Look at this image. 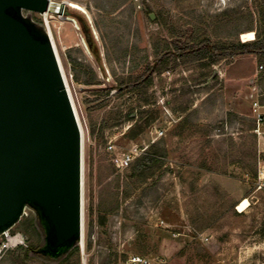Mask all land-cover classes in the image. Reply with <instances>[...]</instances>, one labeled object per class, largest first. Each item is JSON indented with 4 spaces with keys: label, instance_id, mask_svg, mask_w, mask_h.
Listing matches in <instances>:
<instances>
[{
    "label": "rangeland",
    "instance_id": "obj_1",
    "mask_svg": "<svg viewBox=\"0 0 264 264\" xmlns=\"http://www.w3.org/2000/svg\"><path fill=\"white\" fill-rule=\"evenodd\" d=\"M49 2L47 17L22 15L45 26L82 134V239L69 264H118L132 255L156 264H264V193L253 190L264 165V125L259 135L249 131L256 128L252 103L264 104V59L170 60L137 91L118 89L165 45L201 36L221 47L250 42L241 30L252 20L254 39L252 1ZM109 144L116 154L137 150L134 171L111 165ZM144 154L156 158L149 172L137 167ZM104 190L119 203L108 215L96 209ZM10 233L25 247L1 254L0 264H47L30 252L23 257L42 241L30 211Z\"/></svg>",
    "mask_w": 264,
    "mask_h": 264
},
{
    "label": "water",
    "instance_id": "obj_2",
    "mask_svg": "<svg viewBox=\"0 0 264 264\" xmlns=\"http://www.w3.org/2000/svg\"><path fill=\"white\" fill-rule=\"evenodd\" d=\"M49 6L0 0V237L28 210L55 259L81 244L82 139L46 28L22 15Z\"/></svg>",
    "mask_w": 264,
    "mask_h": 264
},
{
    "label": "trees",
    "instance_id": "obj_3",
    "mask_svg": "<svg viewBox=\"0 0 264 264\" xmlns=\"http://www.w3.org/2000/svg\"><path fill=\"white\" fill-rule=\"evenodd\" d=\"M251 1L252 7L258 20V26L254 31L255 37L252 41L240 43L238 40H236V42L230 46L221 47L213 45L208 36H201L181 46H173V48H171L168 45H165L161 52L157 54L153 64L151 66H148L142 73V75L137 77L135 80L120 83L118 88L119 91H137L140 86H142L144 83L149 84L151 82V77L154 71L164 66L170 60L196 58L199 61L207 60L209 65H216L219 64L221 61L246 55L256 56L260 59H264V0ZM247 16L249 19H252V14L248 13ZM253 29V22L251 20L249 21L246 28H243L241 31L252 32ZM70 63L75 64V62L72 60L70 61ZM254 129L255 128L253 126L249 128V131H252ZM155 162L156 158L153 154H144L138 160L137 167L139 168L140 166H148L149 168L147 171L149 172L150 169L154 167ZM130 169L134 171L133 167H131ZM130 169L129 171H131ZM108 172L109 174L111 173L110 169L108 170ZM150 175L151 173L148 174V177ZM126 199V195L122 197L123 201H125ZM118 207L119 203L116 195H112L110 192H108V190H104L102 193L100 192L96 206L98 213L108 215L116 212ZM29 224L33 226V220H30ZM29 249H33V246L30 245L26 247L25 253L23 255L24 258H27V253L29 252ZM75 254L78 257V247L73 248L63 258L57 261V264H69V260ZM50 262H47V264H50Z\"/></svg>",
    "mask_w": 264,
    "mask_h": 264
},
{
    "label": "built area",
    "instance_id": "obj_4",
    "mask_svg": "<svg viewBox=\"0 0 264 264\" xmlns=\"http://www.w3.org/2000/svg\"><path fill=\"white\" fill-rule=\"evenodd\" d=\"M259 69L262 70L263 66L260 65ZM251 112L256 126L254 133L259 135V129L262 125H264V104H260L257 101L253 102L251 105ZM106 149L108 153H112L113 151V154H111L110 163L115 169L120 171L126 170L133 160L139 156V153L136 149H131L123 154L114 153V146L111 144H109ZM253 190L254 192L264 193V165L258 164L256 168L253 178ZM0 239V255L16 248L25 247V241L22 239L20 234H14L8 231L5 232L0 237ZM155 261L156 260L145 256L132 255L118 264H156Z\"/></svg>",
    "mask_w": 264,
    "mask_h": 264
},
{
    "label": "bare ground",
    "instance_id": "obj_5",
    "mask_svg": "<svg viewBox=\"0 0 264 264\" xmlns=\"http://www.w3.org/2000/svg\"><path fill=\"white\" fill-rule=\"evenodd\" d=\"M51 3H52V2H51ZM51 3H50V6H49V11H50V9H51ZM56 9H57V8H56ZM49 11H48V12H49ZM48 12L42 14V16L47 17V13H48ZM53 12H54V11H53ZM55 13H56V12H55ZM241 38H242L243 41H251V40H253V34H252L251 32H248V33L242 34ZM81 136H82V134H81ZM81 138H82V137H81ZM242 200H243V199H242ZM247 207H248V201H247V200H244V201H241V202L239 203V205L237 206L236 210H237V212L242 213V212H244V211L246 210Z\"/></svg>",
    "mask_w": 264,
    "mask_h": 264
},
{
    "label": "flooded vegetation",
    "instance_id": "obj_6",
    "mask_svg": "<svg viewBox=\"0 0 264 264\" xmlns=\"http://www.w3.org/2000/svg\"><path fill=\"white\" fill-rule=\"evenodd\" d=\"M35 221H36V219H35ZM43 247H44V234H43V231H42V241H41V243L38 244L34 249H29V252L32 253L35 257H38L41 260H45L46 262L57 261V260H60L61 258L64 257L63 256V257H58V258L52 259L50 257L43 256L41 253H38L39 251H41L43 249Z\"/></svg>",
    "mask_w": 264,
    "mask_h": 264
}]
</instances>
